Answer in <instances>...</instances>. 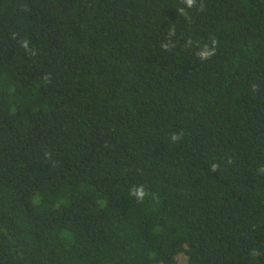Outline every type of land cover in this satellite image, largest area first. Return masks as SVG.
<instances>
[{"label":"trees","instance_id":"16d2710c","mask_svg":"<svg viewBox=\"0 0 264 264\" xmlns=\"http://www.w3.org/2000/svg\"><path fill=\"white\" fill-rule=\"evenodd\" d=\"M184 7L0 0V264H264V0Z\"/></svg>","mask_w":264,"mask_h":264},{"label":"clouds","instance_id":"9594fccd","mask_svg":"<svg viewBox=\"0 0 264 264\" xmlns=\"http://www.w3.org/2000/svg\"><path fill=\"white\" fill-rule=\"evenodd\" d=\"M182 3L185 5L184 8H179L178 11L181 15H186V9H193L197 7L198 0H182ZM174 31H172L169 35H174ZM193 44L192 40H188L186 46L191 47ZM22 48L26 52H31L29 49V41L25 39L22 44ZM173 45L171 43H165L162 45L164 49H170ZM218 46V41L216 39H212L210 44L205 43L203 45H197L199 51L197 55L199 56V59L201 61H207L209 60L212 56L215 55L216 50ZM182 138V133L181 134H170V141L178 143L180 139ZM213 169L217 167V165L212 166ZM261 172H264V168L260 169ZM129 195L134 198L136 201L140 203H144L146 200H152L155 201L156 203H159L158 199V194L156 192L150 191L146 185L144 184H139L133 186L129 190Z\"/></svg>","mask_w":264,"mask_h":264}]
</instances>
